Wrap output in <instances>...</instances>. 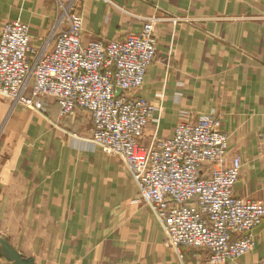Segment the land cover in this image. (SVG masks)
I'll return each instance as SVG.
<instances>
[{"label":"crops","instance_id":"0c3cea01","mask_svg":"<svg viewBox=\"0 0 264 264\" xmlns=\"http://www.w3.org/2000/svg\"><path fill=\"white\" fill-rule=\"evenodd\" d=\"M57 0H0V32L20 18L41 46ZM82 41L139 33L154 19L155 60L137 95L160 107L158 128L170 136L185 117L215 112L229 136V158L242 154L240 198L264 200V0H80ZM174 18L177 22H174ZM47 101V102H46ZM0 94V236L37 264H201L165 246L163 226L142 200L120 158L91 141L85 110L61 117ZM201 253V254H200ZM264 257V221L256 247L228 264ZM0 264H14L0 255Z\"/></svg>","mask_w":264,"mask_h":264},{"label":"built area","instance_id":"2783aa9c","mask_svg":"<svg viewBox=\"0 0 264 264\" xmlns=\"http://www.w3.org/2000/svg\"><path fill=\"white\" fill-rule=\"evenodd\" d=\"M78 1L57 0L54 24L39 47L20 18L5 23L0 94L38 111L54 98L61 117L87 111L91 141L127 166L163 226L165 246L180 258L185 249L198 248L201 264H228L250 253L264 200L235 195L242 154L229 158L220 115L187 116L170 136L159 137L156 128L145 143L149 123L160 122V107L136 94L156 57L154 19L139 33L83 43ZM249 264H264V257Z\"/></svg>","mask_w":264,"mask_h":264},{"label":"water","instance_id":"95a60500","mask_svg":"<svg viewBox=\"0 0 264 264\" xmlns=\"http://www.w3.org/2000/svg\"><path fill=\"white\" fill-rule=\"evenodd\" d=\"M121 90H118L120 93ZM0 255L14 264H37L33 257L20 253L7 239L0 236Z\"/></svg>","mask_w":264,"mask_h":264},{"label":"rangeland","instance_id":"374dc122","mask_svg":"<svg viewBox=\"0 0 264 264\" xmlns=\"http://www.w3.org/2000/svg\"><path fill=\"white\" fill-rule=\"evenodd\" d=\"M47 102V101H46ZM46 104H48V103H46ZM147 130V129H146ZM112 155V154H111ZM115 156V155H114ZM117 157V156H116ZM204 252V251H203ZM201 254V253H200ZM204 254V253H203Z\"/></svg>","mask_w":264,"mask_h":264}]
</instances>
